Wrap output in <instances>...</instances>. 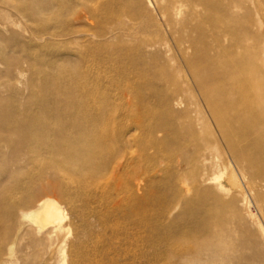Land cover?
I'll use <instances>...</instances> for the list:
<instances>
[{
    "label": "rangeland",
    "instance_id": "1",
    "mask_svg": "<svg viewBox=\"0 0 264 264\" xmlns=\"http://www.w3.org/2000/svg\"><path fill=\"white\" fill-rule=\"evenodd\" d=\"M87 106L126 148L118 185L76 166L22 189L0 151V192L29 196L0 204V264H264V0H0V125ZM234 175L251 206L210 192ZM51 200L58 241L21 217Z\"/></svg>",
    "mask_w": 264,
    "mask_h": 264
},
{
    "label": "bare ground",
    "instance_id": "2",
    "mask_svg": "<svg viewBox=\"0 0 264 264\" xmlns=\"http://www.w3.org/2000/svg\"><path fill=\"white\" fill-rule=\"evenodd\" d=\"M197 81L200 87H205L203 81L199 79H197ZM207 105L210 106V103H207ZM73 114H70V117L66 118L62 116L55 117L54 125L27 121L0 125L1 132L3 133L2 136L0 134V142L6 143L8 147L3 149L0 146L1 157L7 163H12L14 161L18 164L17 170L11 169L7 171L5 180L13 181L14 185L22 189L36 188V190L39 191L43 189L46 174L51 171L62 174L63 177L64 175H69L71 168L78 166L85 169L90 176L94 177L95 175H102L104 169L101 167L106 165L110 167V179L114 182V185H118V183H116V181L119 182L120 179L118 169L123 166V162H121L119 157L123 151H126V148L124 147L123 150L119 151L109 149L103 151L106 142L115 141L114 134L116 132L114 133L111 130L98 127L101 116L97 112V109L93 110L87 106L80 113ZM214 117L216 120L220 119L219 115L215 114ZM78 122L84 124L82 128L76 126ZM49 131L56 132L57 136L51 138V136L48 135ZM126 145H128V143H126ZM94 147L98 149L94 150ZM203 160L207 161V157H204ZM29 166H34V168L37 169L35 170L37 172L34 171L36 177L31 181L32 184L30 183V186L27 185L29 180L26 181L22 179V176L25 175L23 171ZM203 180H206V178L204 177ZM212 180L215 182L217 190L215 191L212 189L210 192L215 198L219 199L217 193L225 197L236 194L240 197L242 196L248 206H251L246 191L235 175L233 178L224 176L213 178ZM45 184H47V186H50L49 184L52 185V183L48 181H45ZM78 184L81 186L85 183L81 181ZM197 184L199 185V181L193 179L191 185L186 186L185 195H190L191 186L195 187ZM107 195L109 196V193H107ZM19 196L11 200V198H7L4 193L0 192V204L5 207L4 216L9 218L15 216L17 210L16 205L20 207L28 202L29 196L22 198ZM93 197L95 198L97 196ZM56 202L55 200L45 201L40 205L37 211H23L21 217L33 222L36 228L39 227V229L46 230V228H48L47 226L51 225L52 229L49 233H55L56 240L58 241V237H60L64 231L62 223L65 214L62 210L53 208L52 204ZM194 222L199 223L197 220H194ZM200 223L204 224V221L201 220ZM51 238L52 236L49 237L50 240ZM50 242L49 245L51 244ZM174 249L176 250L177 247ZM49 251H52V249ZM44 262L46 263V261Z\"/></svg>",
    "mask_w": 264,
    "mask_h": 264
}]
</instances>
